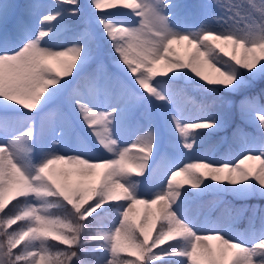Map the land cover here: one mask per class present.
<instances>
[{
	"label": "snow or ice",
	"instance_id": "obj_1",
	"mask_svg": "<svg viewBox=\"0 0 264 264\" xmlns=\"http://www.w3.org/2000/svg\"><path fill=\"white\" fill-rule=\"evenodd\" d=\"M0 264H264V0H0Z\"/></svg>",
	"mask_w": 264,
	"mask_h": 264
},
{
	"label": "rangeland",
	"instance_id": "obj_2",
	"mask_svg": "<svg viewBox=\"0 0 264 264\" xmlns=\"http://www.w3.org/2000/svg\"><path fill=\"white\" fill-rule=\"evenodd\" d=\"M84 2H86V0H84ZM197 22H198L197 20L190 21V23H197ZM74 23L77 24V22H74ZM182 46L183 45H178L177 46L178 49L183 48V51H180L179 50L181 53H183L184 50H185L184 49V46L183 47ZM100 59H103V58H100ZM55 66L57 67L58 65H55ZM210 73H211V70H210ZM215 99H216V97L212 96L211 94H207V96L205 97V101H207L209 104H211V102L213 100H215ZM189 115L195 116L196 115V112L193 111V110H191L189 112ZM236 123H240L238 117L236 119ZM240 126L242 128H245V130H247V131H251V129L247 128L246 125L241 124ZM231 132H232V129H228L227 131H221V132H218V133H216V134H214L212 136L205 137L204 140L206 139V141H204V144L209 139H210V141L203 148L197 147L196 152L192 156V159H194V160L195 159H202V160L203 159H206V160L220 162L224 158V153L227 151V147H228L226 144L223 143L222 138L225 137V136H227L230 139ZM184 159H188V157H184ZM249 164H251V162H249ZM56 167H61V165H57ZM178 179H181V178L178 177ZM228 198L229 199H232V197H230V196L223 197V199L230 201ZM215 199H216V197L214 195H212V194H208V195H206L204 197V201L206 203H211ZM242 221H244V220H242ZM245 224H246V221H244V224L243 225H245ZM242 226L241 227H238L237 226V229L242 230Z\"/></svg>",
	"mask_w": 264,
	"mask_h": 264
},
{
	"label": "trees",
	"instance_id": "obj_3",
	"mask_svg": "<svg viewBox=\"0 0 264 264\" xmlns=\"http://www.w3.org/2000/svg\"><path fill=\"white\" fill-rule=\"evenodd\" d=\"M100 47L103 49V53H104L100 57H102L103 59H105L106 62H109L111 64V59H110V57L107 56L108 49H107L106 42H100ZM187 71H189L190 75L193 76V79H198L194 76V74H192L190 72V70H187ZM205 71H206V74H210V69H206ZM188 89H189V94L197 101H202L205 99V96H207L206 93H203V92H200L199 90H196V88L191 84L188 85ZM199 94H201L202 96L199 97L198 96ZM221 94L224 95L223 93H221Z\"/></svg>",
	"mask_w": 264,
	"mask_h": 264
},
{
	"label": "bare ground",
	"instance_id": "obj_4",
	"mask_svg": "<svg viewBox=\"0 0 264 264\" xmlns=\"http://www.w3.org/2000/svg\"><path fill=\"white\" fill-rule=\"evenodd\" d=\"M183 47V46H182ZM180 50V49H179ZM181 51V50H180ZM58 67V66H57ZM213 243H215V242H213Z\"/></svg>",
	"mask_w": 264,
	"mask_h": 264
}]
</instances>
